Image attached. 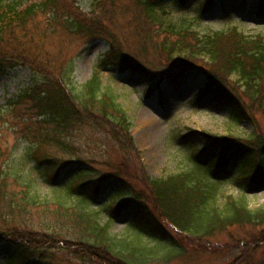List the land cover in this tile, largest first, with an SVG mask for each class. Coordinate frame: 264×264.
Segmentation results:
<instances>
[{
  "label": "trees",
  "instance_id": "1",
  "mask_svg": "<svg viewBox=\"0 0 264 264\" xmlns=\"http://www.w3.org/2000/svg\"><path fill=\"white\" fill-rule=\"evenodd\" d=\"M31 1L33 3L21 10L22 0H0V67L26 64L33 72L32 84L16 99L9 100L5 110L15 113L19 104L30 103V108L36 112L32 124L35 126H29L31 138H28L33 141L31 158L39 166H44L45 173L51 177L62 174L64 169V172L74 175V184L65 193L74 198L70 206L71 215L86 226L85 235L73 241L77 243V247H73L80 250L84 258H92L98 264L138 263V255L145 252L143 243L138 239L112 236L108 221L101 223L97 211L94 213L87 209L88 196L105 195L113 188L114 192H122L127 199L113 201L110 213L117 215L130 207L128 223L137 234L141 231L176 243L164 221L179 233L198 240L212 237L235 225L260 228L261 232L252 234L248 238L251 243L240 246L242 251L239 256L229 263L253 264L259 244H264V206L256 210L248 207L243 192L264 186V140L261 136L253 134L249 141L244 142L236 137L202 132L206 145L192 152L194 161L189 168L158 179L147 176L143 168L138 171L144 175L142 179L150 191L148 197L138 193L133 185L118 175L113 177L116 181L113 185L108 183L109 178L101 180L103 182L94 190L95 195H89L87 190L82 189L97 181H88L90 171L83 167L84 162L75 160L77 156L79 160L80 156L73 148V134L80 133L81 127L87 125L100 128L115 138L123 158L130 162L131 153L137 149L131 135L132 120L120 104L118 95L102 85L99 74L93 73L87 82L75 87L71 75L73 66L70 65L73 59L65 62L59 56L51 55L43 45V34L36 36L42 41L37 46L36 40H28L32 38L27 36V29L18 42L13 38V32L16 34L18 28L28 24L29 28L34 27L36 24L31 21L39 12L50 13V21H58L60 30L64 29L83 44L88 45L98 38L110 42L109 50L104 52L99 63L116 66L120 71L132 68L144 70L153 82L147 90L154 89L167 75L188 69L201 70L206 75V82L197 90L196 99L209 95L217 106L230 111L232 119L251 121L255 128L259 126L258 116L264 117V36L258 33L246 37L235 29L202 34L191 27H172L165 29L166 36L158 44L153 39L155 34L149 36L151 39L139 34L134 47H128V41L122 38V30L113 20L117 14V9L113 8L116 5L121 7L122 0L99 1L98 11L94 9L87 15L78 10L77 0ZM108 1L112 9L109 5L105 6ZM161 1L134 0V4L141 8L142 18L147 24H152L153 19L147 12ZM212 1L200 0L201 9L207 8ZM247 1H251L252 8L246 6ZM239 4L246 13L264 12V0H239ZM3 42L8 45L2 46ZM160 55L164 62L159 67L156 65L159 61L153 59H158ZM166 63L168 66H164ZM158 73L161 75L157 76ZM45 144H52L57 151L72 156L64 160L56 154H49ZM227 168L237 169L236 181L242 195H227L223 202H219L218 187L211 178ZM126 173L134 176L135 172L131 169ZM9 176L6 172L0 173V211H3L4 204L15 207L14 195L5 194L3 189ZM23 201L30 205L34 197L26 193ZM9 233L0 228V239H11L12 234ZM45 234L47 237L44 240L49 238L52 245L58 242L55 235L39 231L29 232L24 238L26 243L35 241L41 246L39 240ZM11 240L17 243L6 264H35L39 258L30 253L28 244L20 236ZM67 245L70 246V242Z\"/></svg>",
  "mask_w": 264,
  "mask_h": 264
},
{
  "label": "rangeland",
  "instance_id": "2",
  "mask_svg": "<svg viewBox=\"0 0 264 264\" xmlns=\"http://www.w3.org/2000/svg\"><path fill=\"white\" fill-rule=\"evenodd\" d=\"M99 1L103 0H77L76 5L79 11L87 15L93 13V9L98 11L96 8ZM199 1L163 0L154 9L148 10L147 14L153 21L152 24H147L142 18L141 8L136 7L134 0H122L121 7L116 5L113 8L117 9L113 20L124 33L123 35L121 32L122 38L128 41V47H134L139 34L147 39L155 34L153 39L158 44L166 36L165 29L172 27L190 26L202 34L210 30L238 27L247 36L258 33L264 35V12L257 16L246 15L237 0H214L202 11ZM108 5L112 9L109 1L105 6ZM51 16L50 13L39 12L31 21L36 25L32 28H29V24L18 28L16 34L13 32L14 40L21 41L24 30L27 29V36L32 38L28 40H36V45L39 46L42 41L37 37L43 34V45L51 55L59 56L65 62L73 59L70 65L73 66L71 75L75 87L89 80L92 72L97 69L102 85L118 95L120 104L132 120L131 135L137 149L131 153L130 162L123 158L115 138L100 128L87 125L81 127L80 133L73 134V148L80 156L79 160L78 156L75 160L84 162L83 167L90 171L88 181H97L84 186V189L80 188L87 190V194L95 195L96 186L105 178H109L108 183L113 185V177L118 175L133 185L138 193L142 192L143 196L148 197L150 191L142 179L144 175L138 171L143 168L147 176L158 179L189 168L193 163L192 152L206 145L202 131L236 137L244 142L249 141L253 134L264 140L263 116H258L259 126L255 128L251 121L232 120L229 111L217 106L209 95L195 99L197 89L205 82L204 76L198 72L190 71L175 76V79L168 78L159 88L146 94L142 90L151 83L144 72L132 70L120 73L114 67H100L97 64L103 52L109 48L110 44L106 40L98 39L88 45L83 44L63 31L64 29L60 30L58 21L54 23L49 20ZM3 45L8 44L3 42ZM161 57L162 55L153 59L159 61V64L156 63L159 67L164 62ZM56 60L60 61L58 58ZM167 64L164 66H168ZM32 75L26 64L0 68V173L10 174L7 186L3 189L5 194L14 195L13 199L16 201L15 207L3 205V211H0V228L4 232L9 231L8 235L12 234L11 239L20 236L25 243L24 236L29 232L31 234L39 231L55 235L58 242L54 245L49 238L44 240L46 234L39 240L41 246L35 241L26 243L30 253L39 258L35 264H98L92 258H84L76 248L77 243H73L85 235L83 231L86 226L78 223L76 217L71 215L70 206L73 205L74 198L65 193L72 185L74 175L64 172V169L62 174L51 177L45 173L44 166H39L31 158L33 141L28 138H31L29 126H35L32 124L36 112L30 108L28 102L19 104L15 113L5 110L8 100L15 99L17 94L31 84ZM52 146L45 144L49 154H56L64 160L71 158L72 154L62 153ZM131 169L135 172L134 176L126 173L131 172ZM236 174V168H227L211 178L218 187L219 202H223L227 195H242ZM26 193L34 197L30 205L22 202ZM243 196L246 197L248 207L253 210L264 206V186L255 191L243 192ZM88 198L87 209L94 213L97 211V218L101 223L108 221L112 236L117 239H138L146 247L144 254L138 255L137 264H229L239 256L242 251L240 246L251 243L248 238L261 232L260 228L252 225H235L212 237L198 240L179 233L164 221L167 230L173 234L174 243L168 238L160 240L153 234L147 236L142 232L135 233L127 223L132 210L130 207L124 213L117 214V217H110L112 202L127 199L122 192H114L112 188L105 195L95 197L94 202L93 197ZM11 239L0 240V264H4L5 258L13 253V246L17 242ZM68 242L71 247L67 245ZM257 249L253 264H264V244L260 243Z\"/></svg>",
  "mask_w": 264,
  "mask_h": 264
}]
</instances>
